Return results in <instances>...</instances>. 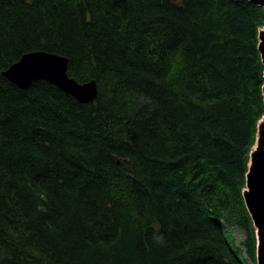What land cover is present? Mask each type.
<instances>
[{
	"label": "trees",
	"instance_id": "obj_1",
	"mask_svg": "<svg viewBox=\"0 0 264 264\" xmlns=\"http://www.w3.org/2000/svg\"><path fill=\"white\" fill-rule=\"evenodd\" d=\"M263 25L246 0H0V264H241L228 228L255 262ZM36 51L96 99L3 77Z\"/></svg>",
	"mask_w": 264,
	"mask_h": 264
},
{
	"label": "water",
	"instance_id": "obj_2",
	"mask_svg": "<svg viewBox=\"0 0 264 264\" xmlns=\"http://www.w3.org/2000/svg\"><path fill=\"white\" fill-rule=\"evenodd\" d=\"M250 1L264 8V0ZM257 38V50L264 66V29L262 32L258 33ZM36 59H42L43 61L38 65H34L33 61ZM66 69L67 60L62 57L43 52L31 53L23 55L18 62L7 70L5 76L22 90L28 89L32 83L42 80L49 84L56 85L62 92L74 97L80 104L93 101V98L96 96V84L94 81L77 84L73 79L67 77ZM88 85H91L93 88V96L91 95V89ZM86 89L89 92L88 98H85L82 94ZM262 95L264 97V85L262 88ZM245 179V190L242 196L246 206L245 208L256 230V262L257 264H264V116L258 123L256 142L249 154L248 172Z\"/></svg>",
	"mask_w": 264,
	"mask_h": 264
},
{
	"label": "rangeland",
	"instance_id": "obj_3",
	"mask_svg": "<svg viewBox=\"0 0 264 264\" xmlns=\"http://www.w3.org/2000/svg\"><path fill=\"white\" fill-rule=\"evenodd\" d=\"M246 1H250V0H246ZM251 2V1H250ZM263 7V6H262ZM264 26V25H263ZM263 26L262 27H260L258 30H259V33L260 32H262L263 31ZM89 86V85H88ZM89 88L91 89V95L93 96L94 95V92H93V88L91 87V85L89 86ZM96 99V97H94L93 98V101ZM93 101H88L87 103H92ZM136 113H137V111H136ZM124 128V127H123ZM125 130H126V128H125ZM112 142H114V140L113 141H110V142H108V143H106L107 145H109L110 143H112ZM109 148L111 149V150H114V149H116L117 148V145L116 144H110L109 145ZM252 148V147H251ZM250 148V149H251ZM127 173L125 172V173H123V175L120 177V180L122 181V182H124L125 181V179H126V177H127ZM239 206H233L232 208H238ZM241 211H242V209H241ZM233 213L236 215V216H239L240 215V211H239V209H234L233 210ZM143 218H144V220H146V222H148L149 221V223H151V224H153V220H152V217L150 216V217H146V215H144L143 216ZM144 220H143V222H144ZM227 232L228 233H232V238H234V240H235V242L233 243V245H231L230 243V246L236 251V253H237V256H238V258H239V261L241 262V264H257V262L255 263V262H252V261H250V260H247L246 259V256H245V254H244V252H242V254H240V251H242V242H243V240H244V236H243V234L240 232H237L236 230H231V229H229L228 228V230H227ZM234 233V234H233ZM240 255V257H239V255Z\"/></svg>",
	"mask_w": 264,
	"mask_h": 264
},
{
	"label": "bare ground",
	"instance_id": "obj_4",
	"mask_svg": "<svg viewBox=\"0 0 264 264\" xmlns=\"http://www.w3.org/2000/svg\"><path fill=\"white\" fill-rule=\"evenodd\" d=\"M43 60L42 59H36L35 61H33V64L34 65H38L39 63H41ZM49 61V60H48ZM52 61V60H51ZM53 62V61H52ZM27 63V62H26ZM44 64V63H43ZM21 66V65H20ZM43 66V65H42ZM22 67V66H21ZM32 67V66H31ZM28 68V67H27ZM39 68V67H38ZM53 68V67H52ZM40 69H41V67H40ZM39 69V70H40ZM49 69V68H48ZM32 70H34V69H32ZM24 71V70H23ZM27 71V70H26ZM42 71V70H41ZM30 72H32V71H30ZM35 72V71H34ZM25 73V72H24ZM36 73V72H35ZM28 74V73H27ZM25 75V74H24ZM23 76V75H22ZM28 77H29V75H28ZM32 77V76H31ZM26 82V81H25ZM82 94H83V96L85 97V98H88L89 97V92L87 91V89L86 90H84L83 92H82ZM85 100V99H84Z\"/></svg>",
	"mask_w": 264,
	"mask_h": 264
}]
</instances>
